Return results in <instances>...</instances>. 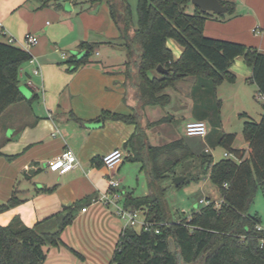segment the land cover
Listing matches in <instances>:
<instances>
[{
	"label": "crops",
	"instance_id": "1",
	"mask_svg": "<svg viewBox=\"0 0 264 264\" xmlns=\"http://www.w3.org/2000/svg\"><path fill=\"white\" fill-rule=\"evenodd\" d=\"M226 1L234 2V12L207 18L203 34L264 52V0ZM0 23L5 30L0 32V40L8 42L7 38L13 37V44L35 58L20 69L24 100L10 105L0 115V204L7 202L13 193L19 199L18 204L0 212V224L5 225L17 216L31 226L64 206L81 201L87 210L79 212L78 209L73 222L61 234L63 244L49 247L43 264H111L124 222L111 208L90 201L107 188L108 174L113 172L118 177L129 159L125 158L110 171L101 162L102 156L117 148L133 152L126 142L137 128L150 145L183 139L194 155L201 151L210 153L205 147L207 141L217 143L221 133L232 131L226 130L220 107L213 119L209 110L203 105L196 109L193 101L202 102L206 98L205 84L216 95L224 82L213 88L209 80L186 76L163 89L165 103L176 98V91L182 93L178 99L179 107L184 109L180 111L181 117L188 116L184 117L183 127L189 120L201 119L208 128L204 137L187 136L184 132L182 137L171 138L177 128L172 127L168 116L161 114L158 105L163 104L143 105L140 100L138 67L127 58L120 31L105 0L94 4L69 0L64 8L44 4L42 0L41 3L40 0H0ZM133 24L136 26L137 22ZM28 33L36 34L37 43L26 47L24 39ZM81 41L98 45L87 51L86 62L73 69L66 60L73 54L84 53L78 47ZM167 45L178 58L182 47L172 38L167 39ZM34 68L39 73H34ZM230 69L236 76L233 84L237 85L232 92L236 95L242 77L251 83L252 70L242 56L234 59ZM149 76H155L153 71ZM110 114L133 115L135 120L129 122ZM170 138L171 141H165ZM67 147L75 152L79 164L65 173L48 170V161ZM127 194L132 195L125 190L124 200ZM204 197L221 200L220 195L219 198L207 194Z\"/></svg>",
	"mask_w": 264,
	"mask_h": 264
},
{
	"label": "trees",
	"instance_id": "2",
	"mask_svg": "<svg viewBox=\"0 0 264 264\" xmlns=\"http://www.w3.org/2000/svg\"><path fill=\"white\" fill-rule=\"evenodd\" d=\"M82 1L94 4L103 0ZM105 1L120 31L127 58L138 67L139 95L143 105L164 104L163 89L186 76L209 80L213 88L224 81L234 82L236 76L230 67L237 56H242L251 67L250 81L257 86V92L264 95V52L239 42L205 36L203 24L213 16L211 12L195 5L191 13L187 12L190 0H138L137 24L134 26L127 0ZM219 1L227 6V15L234 12V2ZM169 38L182 47L178 58L167 45ZM97 45L81 41L78 47L84 53L73 54L66 62L73 69L77 68L87 61V51L91 52ZM30 58L26 49L0 40V115L10 105L24 100L20 90V69ZM159 64L168 72L150 77L149 72L156 71ZM109 116L129 122L135 120L133 115ZM242 136L247 147L235 148L236 135L232 132L221 133L217 141L234 158L224 157L213 162L206 151L197 155L209 179L217 186L222 202L201 206L175 221L168 217L158 183L173 172L180 158L178 150L183 151L182 156L194 153L183 139L150 145L137 128L126 142L133 150L127 158L141 163V169L149 176L150 192L143 197L127 194L124 204L141 209L145 219L153 225L147 230L123 228L110 263L264 264V229L256 227L260 224V216L248 211L253 190L258 186L264 193V114L259 121L247 118L243 122ZM18 203L19 199L13 193L7 202L0 204V212ZM81 206V201L64 206L31 226L25 225L17 216L5 225L0 224V264H43L49 247L63 244L61 234L73 222ZM155 228L159 231L155 232Z\"/></svg>",
	"mask_w": 264,
	"mask_h": 264
},
{
	"label": "rangeland",
	"instance_id": "3",
	"mask_svg": "<svg viewBox=\"0 0 264 264\" xmlns=\"http://www.w3.org/2000/svg\"><path fill=\"white\" fill-rule=\"evenodd\" d=\"M42 1L46 2V0ZM68 1L69 0H47V3H53V5L59 4L64 8ZM137 1L138 0H127L131 7L132 21L135 24L137 22ZM193 9L194 5L190 2L186 11L191 13ZM208 12H211L214 17H220V14L227 15L226 12L220 14L212 11ZM47 20L51 21L52 18L47 17ZM91 56L93 58L96 57L94 53H92ZM153 74L155 76L159 75L157 71H153ZM204 80L207 81L206 79H203V81ZM241 81L242 85L238 84L240 88L239 92H236V95L232 94L233 87L237 85L233 84L234 82L224 81V84L220 88H217L216 95H214L211 90H208L209 84H205V86L203 85V89L206 93V98L203 99L202 102L199 100L193 101V105L196 109L204 106L203 108L209 110V116L213 119L217 117L220 107L222 118L225 119L224 126L226 130L237 132L233 143L235 148H242L246 143L242 136L243 122L247 118L259 121L264 114V101L257 99L258 92L255 84L253 82L250 83L246 77H242ZM175 93L177 99L173 97L170 103L158 105L161 114L168 116L169 120L172 122L170 123L172 127L177 128V132L174 133L171 138L182 137L184 135V117H188L187 115L181 117L183 113H180V111L184 110L179 107L180 100L178 99L180 98L181 92L176 91ZM220 100L221 105L219 106ZM244 111L247 112L248 115L240 114ZM192 116L194 117L195 115H191L190 117ZM171 138L165 141L169 142L172 140ZM207 143L208 145L205 147L210 150L208 154H210L215 161L226 157L224 152L227 151L220 144L212 143L210 140L207 141ZM182 153V150L177 151L180 158L177 163H175L173 172H169L168 176L164 177L158 183L168 217L175 221L190 215L192 211L201 207L198 201L206 194L211 198H219L220 195L217 186L209 179L207 175L208 172L204 171L202 168L198 156L192 154L182 156ZM227 157H233V155ZM140 164L141 163L135 161H125L119 175L120 177L123 176L120 181L121 189L131 192L133 197H143L150 192L148 185L149 176L145 170H139ZM178 175L187 176L180 185H177L174 181V178ZM121 202H124V197ZM248 211L250 213H257L260 216V225L264 227V193L258 186L253 190L251 199L248 202ZM134 227L139 229L140 225L136 224Z\"/></svg>",
	"mask_w": 264,
	"mask_h": 264
},
{
	"label": "built area",
	"instance_id": "4",
	"mask_svg": "<svg viewBox=\"0 0 264 264\" xmlns=\"http://www.w3.org/2000/svg\"><path fill=\"white\" fill-rule=\"evenodd\" d=\"M2 24L0 23V32L5 33V30H2ZM253 31L258 32L259 29L253 28ZM7 41L9 43H14L13 37H8ZM26 47L34 45L37 43V36L34 33H28L24 39ZM62 57L65 58V53L62 54ZM28 61H35V58L31 57ZM34 73H39L38 68L33 69ZM257 99L264 101V95L260 92L257 93ZM208 128L207 123L201 119L189 120L184 125V132L187 136H200L204 137L207 134ZM130 152H124L121 149H113L109 153L102 156L101 161L103 165L110 171H114L117 165L122 162L125 158L130 156ZM224 155L231 156L229 152H225ZM79 164V160L75 152L67 147L65 148L57 157L51 159L46 164V168L50 171L65 173ZM121 180L112 172L108 174L107 178V188L100 192L97 196L92 197L90 203L97 204L101 203L104 206H107L112 209L113 213L124 221L125 227H134L136 224H139L140 227L147 230L152 227V223L148 222L141 209L126 207L124 202H121L122 198L125 195V191L121 189ZM226 185V184H225ZM212 202L215 204H220V201H211L206 197L199 199L198 203L200 206L209 205ZM87 206L84 205L80 207L79 212H85ZM257 229L262 230L260 224H257ZM159 229L155 228V232H158Z\"/></svg>",
	"mask_w": 264,
	"mask_h": 264
},
{
	"label": "water",
	"instance_id": "5",
	"mask_svg": "<svg viewBox=\"0 0 264 264\" xmlns=\"http://www.w3.org/2000/svg\"><path fill=\"white\" fill-rule=\"evenodd\" d=\"M191 3L197 7H199L202 10L205 11H212L215 13H224L227 11V6L221 4L219 0H190ZM156 71L164 74L168 72V69L163 67L162 65H157ZM185 179V176L178 175L174 178L175 183L178 185ZM171 249L173 248V241L172 239L169 240Z\"/></svg>",
	"mask_w": 264,
	"mask_h": 264
}]
</instances>
